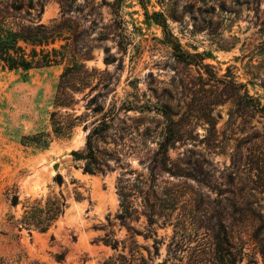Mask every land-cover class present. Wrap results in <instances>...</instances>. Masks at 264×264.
Instances as JSON below:
<instances>
[{
	"label": "rangeland",
	"instance_id": "374dc122",
	"mask_svg": "<svg viewBox=\"0 0 264 264\" xmlns=\"http://www.w3.org/2000/svg\"><path fill=\"white\" fill-rule=\"evenodd\" d=\"M38 1L37 22L24 11L13 21L30 33L42 25L55 39L44 49L63 59L0 67V264H100L133 247L153 264H214L218 223L241 250L237 264H264V0ZM68 66L80 91L56 107ZM53 112L73 122L65 138ZM102 117L93 147L108 170L88 174L71 152ZM37 133L49 134L46 147L22 145ZM54 201L63 213L45 232L22 227Z\"/></svg>",
	"mask_w": 264,
	"mask_h": 264
},
{
	"label": "trees",
	"instance_id": "16d2710c",
	"mask_svg": "<svg viewBox=\"0 0 264 264\" xmlns=\"http://www.w3.org/2000/svg\"><path fill=\"white\" fill-rule=\"evenodd\" d=\"M139 3L142 0H138ZM24 15L30 23L37 22L42 14L43 7L38 0H0V67L2 69L22 70L24 72L33 69H40L57 65L62 61L63 55L57 50L51 48L49 51L44 49L49 44H53L55 39L51 35H46V29L42 25H36L32 28L33 33L24 31V27L18 23H14V19ZM163 29L164 35L168 43L172 44L171 35L165 32V24L159 23ZM167 33V34H166ZM175 40V39H174ZM19 42H23L31 47L29 54L18 46ZM173 46H176L175 44ZM38 48V50H36ZM104 59L105 64H112L116 59L106 51ZM182 62H188L182 54L178 56ZM81 68V66H80ZM78 68L66 67L60 76L57 85L54 106L68 107L72 102V94L80 91V89L71 85L73 72ZM92 102V100H90ZM93 112H98L93 109ZM56 113H51V124L55 137L65 138L73 125V122L63 124L59 119L55 118ZM107 123L104 117L100 119L99 125L92 127L87 133L85 148L81 153L71 152V155L77 159L84 161L83 172L88 174H104L108 170V165L99 157L97 150L93 147L95 138L103 136L107 129ZM50 140L49 134L37 133L31 137H23L22 145L46 147ZM176 142L175 137L164 136L156 151L157 162L160 166H165L167 159V151L170 146ZM56 182L61 185L62 181L59 176H56ZM17 204L16 196L11 199V205ZM63 202L54 201L49 204L43 212L34 209L29 216L22 219V227H32L37 231L45 232L50 224L63 213ZM214 264H237L241 259V250L230 240L225 228L221 223H218L214 232ZM106 244L112 250L117 249L116 241H107ZM153 257L158 256V248L154 246ZM135 247L129 250L128 256L117 254L115 257H110L100 264H153L150 253L147 257L134 255ZM261 256L264 259V249L261 250ZM56 259L62 261V257L57 255Z\"/></svg>",
	"mask_w": 264,
	"mask_h": 264
},
{
	"label": "water",
	"instance_id": "95a60500",
	"mask_svg": "<svg viewBox=\"0 0 264 264\" xmlns=\"http://www.w3.org/2000/svg\"><path fill=\"white\" fill-rule=\"evenodd\" d=\"M56 168H57V166H56V165H54L52 169H53V170H56Z\"/></svg>",
	"mask_w": 264,
	"mask_h": 264
}]
</instances>
